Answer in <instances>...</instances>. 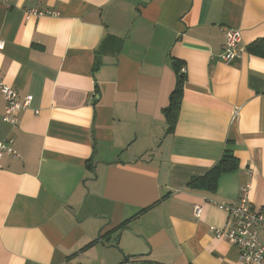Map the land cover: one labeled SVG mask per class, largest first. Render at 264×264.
I'll list each match as a JSON object with an SVG mask.
<instances>
[{"label": "crops", "instance_id": "obj_1", "mask_svg": "<svg viewBox=\"0 0 264 264\" xmlns=\"http://www.w3.org/2000/svg\"><path fill=\"white\" fill-rule=\"evenodd\" d=\"M0 85V264H243L211 201L264 212V0H0Z\"/></svg>", "mask_w": 264, "mask_h": 264}, {"label": "built area", "instance_id": "obj_2", "mask_svg": "<svg viewBox=\"0 0 264 264\" xmlns=\"http://www.w3.org/2000/svg\"><path fill=\"white\" fill-rule=\"evenodd\" d=\"M28 15L44 16L50 15L48 11H38L31 9ZM224 43L221 49L220 59L225 65H230L235 59L240 57L239 48L240 36L238 30L223 29ZM184 73V69L180 70ZM0 92L5 102L3 121L13 126L18 123V115L26 110L32 97L27 95L20 99L12 87L0 85ZM236 111H234V115ZM13 140L8 138L0 141V160L4 156L18 158V154L12 148ZM248 187L240 189L238 199L234 204L215 203L218 209L224 211L232 225L222 229H212L213 236L220 240H225L235 246L239 251V261L243 264H264V239L259 237V232L264 235V212L263 209L254 208L247 197ZM201 209L194 206L193 216L198 218ZM63 264H71L64 262Z\"/></svg>", "mask_w": 264, "mask_h": 264}, {"label": "trees", "instance_id": "obj_3", "mask_svg": "<svg viewBox=\"0 0 264 264\" xmlns=\"http://www.w3.org/2000/svg\"><path fill=\"white\" fill-rule=\"evenodd\" d=\"M178 75V81L175 86V89L170 95L169 98V104L167 108L163 112V116L165 119V122L168 126V130L170 131L176 121L177 111L181 99V91H182V85L184 81L183 74L180 73V68L175 67ZM234 166L232 158L227 155H224L219 162L216 164V167L214 168V171L216 174L224 173L229 170H232V167ZM200 180H205L204 178H200ZM196 181H199V179L193 180L192 183H195Z\"/></svg>", "mask_w": 264, "mask_h": 264}, {"label": "rangeland", "instance_id": "obj_4", "mask_svg": "<svg viewBox=\"0 0 264 264\" xmlns=\"http://www.w3.org/2000/svg\"><path fill=\"white\" fill-rule=\"evenodd\" d=\"M147 253H149V250H148ZM158 258H159V260L161 259V257L160 256H157L155 253L149 255V259L152 260V261H154V260L159 261Z\"/></svg>", "mask_w": 264, "mask_h": 264}, {"label": "water", "instance_id": "obj_5", "mask_svg": "<svg viewBox=\"0 0 264 264\" xmlns=\"http://www.w3.org/2000/svg\"><path fill=\"white\" fill-rule=\"evenodd\" d=\"M122 264H155V263H146V262L127 263L126 260H124Z\"/></svg>", "mask_w": 264, "mask_h": 264}]
</instances>
